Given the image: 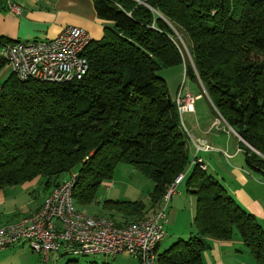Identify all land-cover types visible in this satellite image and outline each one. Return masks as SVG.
I'll list each match as a JSON object with an SVG mask.
<instances>
[{"label": "trees", "instance_id": "16d2710c", "mask_svg": "<svg viewBox=\"0 0 264 264\" xmlns=\"http://www.w3.org/2000/svg\"><path fill=\"white\" fill-rule=\"evenodd\" d=\"M92 1L106 24L85 49L89 68L80 80L22 81L11 73L0 84V189L34 179L55 186L76 169L72 199L81 211L126 163L153 188L147 205L103 202L106 218L124 227L155 212L175 178L187 173L195 232L157 254L156 263L201 264L208 237H237L264 264L256 218L215 177L190 166L176 103L158 74L183 64L242 139L247 167L264 175V0ZM15 41L0 36V49Z\"/></svg>", "mask_w": 264, "mask_h": 264}, {"label": "crops", "instance_id": "0c3cea01", "mask_svg": "<svg viewBox=\"0 0 264 264\" xmlns=\"http://www.w3.org/2000/svg\"><path fill=\"white\" fill-rule=\"evenodd\" d=\"M12 1L20 7L21 11L19 14H13L7 9L5 0L0 1V36L16 41L35 39L41 42L54 38L67 26L83 28L92 41L99 40L103 35L106 21L97 16L92 0ZM3 68L0 70V84L5 73ZM179 71L181 72V68ZM186 91L199 96L194 101L191 111H186L181 117L179 115L180 121L182 120L185 126L183 129L186 132V147L190 161L192 162L195 157L200 159L206 173L215 177L228 194L256 218L264 230V175L247 167L239 144L240 139L229 130L208 96L204 93L203 95L202 92H191L189 89ZM169 96L174 100V94ZM196 142L207 145L210 150L196 152L194 144ZM186 174L178 185V190L165 206L166 235L156 249L157 254L175 241L185 240L195 232L192 225L195 197L186 189L185 179L188 176ZM114 180L116 184L119 181L115 178ZM142 184L151 192L153 185L149 186L145 181H142ZM52 187V184L45 186L41 179H34L0 189V226L15 223L35 213ZM130 190L121 197L131 199L129 195L134 194L135 191ZM109 195L119 199L116 186ZM144 204L147 205L148 202ZM163 205L161 202L159 209ZM153 212L148 211L145 217ZM207 240L209 247L202 252L201 264H256L252 255L237 237L229 240L208 237ZM25 245L19 244L0 250V264L7 263L9 256H5V252L11 253L7 250L10 248L22 250ZM136 259V264H139L137 257Z\"/></svg>", "mask_w": 264, "mask_h": 264}, {"label": "built area", "instance_id": "2783aa9c", "mask_svg": "<svg viewBox=\"0 0 264 264\" xmlns=\"http://www.w3.org/2000/svg\"><path fill=\"white\" fill-rule=\"evenodd\" d=\"M5 4L13 14L20 13L21 9L14 1L5 0ZM90 42L91 37L86 30L67 26L54 38L47 39L46 45H38L35 39L15 41L5 44L0 49V55L5 59V66L14 69L15 77L21 76L22 72L34 71L32 79L40 81H77L87 73L89 63L86 55L74 58L73 48L88 46ZM197 97L180 90L174 99L177 111H191ZM194 144L196 152L210 150L207 145ZM193 165L205 171V166L197 157L190 164ZM182 175H178L176 183L167 192L162 208L142 218L137 224L124 225V232L115 231L116 223L113 220L112 223H105L97 218L96 224H89L87 215L77 216L70 211L65 187L71 175L50 189L35 213L15 223L0 226V250L26 244L34 253L41 255L46 264L49 256L57 253L113 258L125 252L136 256L139 264H154L157 252L148 253L147 245L165 238L164 209L176 193Z\"/></svg>", "mask_w": 264, "mask_h": 264}, {"label": "rangeland", "instance_id": "374dc122", "mask_svg": "<svg viewBox=\"0 0 264 264\" xmlns=\"http://www.w3.org/2000/svg\"><path fill=\"white\" fill-rule=\"evenodd\" d=\"M179 40L181 39L179 38ZM183 48L185 49V52L188 53L185 46H183ZM188 55H186V57L189 59ZM179 68H181V72L179 71ZM3 71H5V73L1 83L11 74V71L6 66L3 68ZM158 74L162 77L164 75L165 78L164 77L163 78L166 81L169 95L174 94L175 95L174 97H176L177 93L182 89L183 91L189 89V91L194 93L202 92V94L203 93L206 94L205 91L202 90V87L197 80L185 75L183 64L162 68L158 71ZM74 174H76V169H73L68 173H64L60 175L58 180L61 178H68L71 175L74 176ZM112 175H114L112 176L113 178L104 181L100 185V187L96 192L94 201L91 204H89L87 207L81 208L79 210H81L83 213H86L88 215L107 217L108 212L102 208V204L105 200L130 201V202L141 201L143 203L148 202V195L150 191H148L147 187L142 184V181L148 183L149 186L153 185V183L150 180L146 179L143 175H141L132 166L126 163H120L116 166L114 174ZM114 178L119 179L117 184ZM60 181L62 182L63 180H59V182ZM115 186L118 189L117 196H119L118 197L119 199H114V197H109L110 196L109 193L113 190ZM181 187L183 188L184 186L182 185ZM130 189L135 191L134 194L131 195L128 194L129 196H131L130 197L131 199H127L128 197H125L126 199H123L121 195L125 194L126 192L129 193L131 191ZM161 248L162 246L159 249L161 250ZM7 251L11 253L5 252V256H9V258H7L6 261L7 263L4 264H46L43 262V257L37 253H34L32 250H30V248L27 245H25V247L22 250H19L17 248H10ZM70 259H77L79 264H88L91 261H96L99 264H136L137 263L136 256H133L128 252H125L113 258L102 257V256H74L72 254L67 255L63 253H57V254H51L49 256V261L47 264H65Z\"/></svg>", "mask_w": 264, "mask_h": 264}, {"label": "bare ground", "instance_id": "6f19581e", "mask_svg": "<svg viewBox=\"0 0 264 264\" xmlns=\"http://www.w3.org/2000/svg\"><path fill=\"white\" fill-rule=\"evenodd\" d=\"M92 41V40H91ZM38 45H46V41H38ZM87 45H78V46H75L73 48V56L74 58H81L82 56H84V53H85V49H86ZM11 71V73L14 75V69H9ZM16 78L18 80H27V79H32L34 78V71H26V72H22L21 73V76H16ZM180 117L182 116L183 114V111H178ZM181 125L182 127L185 129V126H184V123L183 121L181 120ZM231 131L234 132V134L237 135V137L240 139V141H242V139L239 137V135L230 127ZM253 150V148H251ZM183 174L180 178V183L183 181L184 179V173H181ZM178 177V176H177ZM177 177L175 178L174 182L166 189L164 195H163V201H164V204H165V201H166V195H167V192L173 187V185L176 183V179ZM75 180V176H72L71 179L67 182L66 184V187H65V197H66V201H67V205H68V208L70 209V211L77 215V216H86L87 215V222L89 224H96L97 223V218H101L105 223H112V221H110L109 219H107L106 217H102V216H92V215H88L86 213H83L82 211H78L73 203V199H72V189H73V182ZM60 183V182H59ZM140 220L136 221V222H133V223H130V224H137L139 223ZM116 223V222H115ZM129 224V223H128ZM115 231L117 232H124V227H118L115 225ZM162 242V240H156V241H153V242H150L148 245H147V252L148 253H156L155 250H156V247ZM69 255V254H67ZM73 255V254H72ZM74 256H81V255H74ZM134 256V255H133ZM104 257V256H102ZM154 264H157L156 263V255L154 256Z\"/></svg>", "mask_w": 264, "mask_h": 264}, {"label": "water", "instance_id": "95a60500", "mask_svg": "<svg viewBox=\"0 0 264 264\" xmlns=\"http://www.w3.org/2000/svg\"><path fill=\"white\" fill-rule=\"evenodd\" d=\"M225 122V121H224ZM249 148H251V147H249Z\"/></svg>", "mask_w": 264, "mask_h": 264}]
</instances>
